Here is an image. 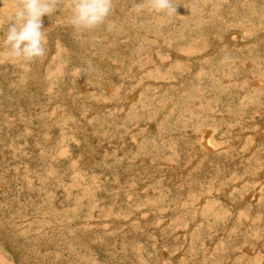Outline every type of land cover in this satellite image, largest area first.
<instances>
[{
    "label": "rangeland",
    "instance_id": "rangeland-1",
    "mask_svg": "<svg viewBox=\"0 0 264 264\" xmlns=\"http://www.w3.org/2000/svg\"><path fill=\"white\" fill-rule=\"evenodd\" d=\"M173 3L0 49V264H264V0Z\"/></svg>",
    "mask_w": 264,
    "mask_h": 264
},
{
    "label": "clouds",
    "instance_id": "clouds-1",
    "mask_svg": "<svg viewBox=\"0 0 264 264\" xmlns=\"http://www.w3.org/2000/svg\"><path fill=\"white\" fill-rule=\"evenodd\" d=\"M117 0H70L69 24L75 32L91 33L104 26L115 11ZM149 10L172 16L177 12L173 0H148ZM61 7V0H17L11 14L0 20V49L10 60L31 65L47 56V30L43 17H51ZM111 30V24L107 25ZM91 65V60L87 61ZM90 67L82 69L88 73Z\"/></svg>",
    "mask_w": 264,
    "mask_h": 264
},
{
    "label": "bare ground",
    "instance_id": "bare-ground-1",
    "mask_svg": "<svg viewBox=\"0 0 264 264\" xmlns=\"http://www.w3.org/2000/svg\"><path fill=\"white\" fill-rule=\"evenodd\" d=\"M212 147V146H211ZM82 152V151H81ZM82 155V154H81ZM86 155V154H85ZM87 157H88V155H87ZM263 172V171H262ZM261 177V176H260ZM264 181V180H263ZM207 197V196H206ZM251 201V200H250ZM253 207V206H252ZM236 208V207H235ZM173 210H174V208H173ZM173 212V211H172ZM3 237H4V235H2ZM29 236V235H28ZM2 237V238H3ZM12 245V244H11ZM14 247V246H13ZM21 247V246H20ZM21 251V250H20ZM247 253V252H246ZM38 256V255H37ZM22 263V262H21Z\"/></svg>",
    "mask_w": 264,
    "mask_h": 264
}]
</instances>
